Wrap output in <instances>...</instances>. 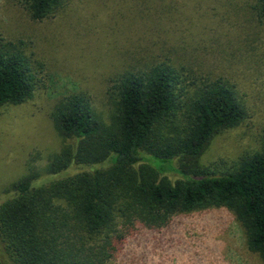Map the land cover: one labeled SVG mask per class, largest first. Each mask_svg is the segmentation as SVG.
<instances>
[{
	"label": "trees",
	"instance_id": "1",
	"mask_svg": "<svg viewBox=\"0 0 264 264\" xmlns=\"http://www.w3.org/2000/svg\"><path fill=\"white\" fill-rule=\"evenodd\" d=\"M19 2L37 22L65 0ZM253 10L264 23V0H255ZM36 82L24 50L0 39V108L31 98ZM111 92L107 120L82 94L52 110L64 144L43 174L29 168L4 191L0 264H106L137 225L161 227L175 214L211 207L234 214L248 249L264 264V141L228 171L198 163L216 134L244 118L233 88L220 80L188 83L172 66L158 64L122 74ZM71 167L86 171L67 174ZM166 169L182 178L171 181Z\"/></svg>",
	"mask_w": 264,
	"mask_h": 264
},
{
	"label": "rangeland",
	"instance_id": "2",
	"mask_svg": "<svg viewBox=\"0 0 264 264\" xmlns=\"http://www.w3.org/2000/svg\"><path fill=\"white\" fill-rule=\"evenodd\" d=\"M254 1L65 0L36 22L19 0H0V39L24 50L37 78L31 98L0 108V200L29 168L43 174L49 157L61 150L64 141L50 119L60 100L85 95L107 120L117 79L158 64L172 66L188 83H227L244 110L236 127L209 142L200 166L218 174L259 151L264 141V23L253 10ZM152 162L158 169L168 166ZM167 169L171 181L182 178ZM82 171L86 168L66 172ZM106 264L262 263L248 249L234 214L211 207L175 214L161 227L137 225Z\"/></svg>",
	"mask_w": 264,
	"mask_h": 264
}]
</instances>
